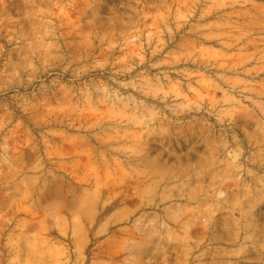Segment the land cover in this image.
<instances>
[{
	"label": "rangeland",
	"instance_id": "1",
	"mask_svg": "<svg viewBox=\"0 0 264 264\" xmlns=\"http://www.w3.org/2000/svg\"><path fill=\"white\" fill-rule=\"evenodd\" d=\"M0 264H264V0H0Z\"/></svg>",
	"mask_w": 264,
	"mask_h": 264
}]
</instances>
